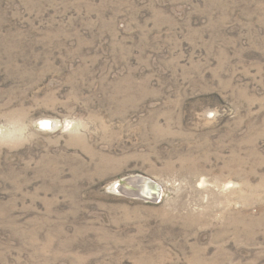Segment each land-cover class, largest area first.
<instances>
[{
    "label": "rangeland",
    "instance_id": "obj_1",
    "mask_svg": "<svg viewBox=\"0 0 264 264\" xmlns=\"http://www.w3.org/2000/svg\"><path fill=\"white\" fill-rule=\"evenodd\" d=\"M0 264H264V0H0Z\"/></svg>",
    "mask_w": 264,
    "mask_h": 264
},
{
    "label": "bare ground",
    "instance_id": "obj_2",
    "mask_svg": "<svg viewBox=\"0 0 264 264\" xmlns=\"http://www.w3.org/2000/svg\"><path fill=\"white\" fill-rule=\"evenodd\" d=\"M41 123L44 124V125H46V124H47V125H51V123H50L49 121H47V120H42ZM144 179L146 180V182H149L150 184H153L152 187L155 185L154 183H151V181H150L148 178H144ZM133 180H134V179H133ZM156 186H157V185H155L154 188H156ZM133 187H136V189L133 188ZM133 187H131V188L137 190V192H134V193L141 192V193H143V195H146V196H148V195H152V193H154L153 195H155V194H157V193L159 192V191H158L157 193H155V192L153 191L154 189H152V193H151V191H150V193H151V194H150L149 192H147L146 188L142 189V188H139V186H137V185H135V186H133ZM141 187H142V186H141ZM152 187H151V188H152ZM126 188H127V186H126ZM129 188H130V187H129ZM123 189H124V188H123ZM127 191H128V189H127ZM129 191H131V190H129ZM155 196H156V195H155Z\"/></svg>",
    "mask_w": 264,
    "mask_h": 264
},
{
    "label": "water",
    "instance_id": "obj_3",
    "mask_svg": "<svg viewBox=\"0 0 264 264\" xmlns=\"http://www.w3.org/2000/svg\"><path fill=\"white\" fill-rule=\"evenodd\" d=\"M149 180L151 181V183H156V182L152 181L150 178H149ZM156 184H157V183H156ZM156 184H155V185H156ZM155 185H154L153 187H155ZM153 189H154L153 191H154L155 193H157V192L159 191V186H158V184H157L156 188H153ZM158 194H159V193H158Z\"/></svg>",
    "mask_w": 264,
    "mask_h": 264
},
{
    "label": "snow or ice",
    "instance_id": "obj_4",
    "mask_svg": "<svg viewBox=\"0 0 264 264\" xmlns=\"http://www.w3.org/2000/svg\"><path fill=\"white\" fill-rule=\"evenodd\" d=\"M45 126L47 127L48 125L46 124Z\"/></svg>",
    "mask_w": 264,
    "mask_h": 264
}]
</instances>
